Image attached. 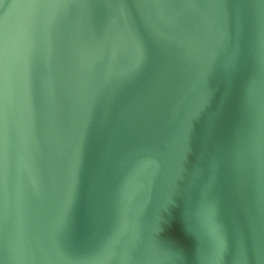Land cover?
Segmentation results:
<instances>
[{"label": "water", "instance_id": "water-1", "mask_svg": "<svg viewBox=\"0 0 264 264\" xmlns=\"http://www.w3.org/2000/svg\"><path fill=\"white\" fill-rule=\"evenodd\" d=\"M0 264H264V0H0Z\"/></svg>", "mask_w": 264, "mask_h": 264}]
</instances>
